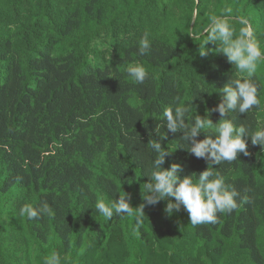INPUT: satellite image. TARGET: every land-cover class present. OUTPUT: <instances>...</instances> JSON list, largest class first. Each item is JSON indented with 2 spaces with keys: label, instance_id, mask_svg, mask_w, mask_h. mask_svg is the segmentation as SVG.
<instances>
[{
  "label": "trees",
  "instance_id": "16d2710c",
  "mask_svg": "<svg viewBox=\"0 0 264 264\" xmlns=\"http://www.w3.org/2000/svg\"><path fill=\"white\" fill-rule=\"evenodd\" d=\"M229 7L235 27L247 18L264 47V0H0V264H46L53 253L59 264H264V150L250 138L248 155L213 165L240 193L215 224L193 226L183 206L169 216L160 201L133 232L135 217L95 209L124 193L134 208L146 203L152 139L171 153L165 169H207L162 113L171 105L188 107L189 122L204 117L220 89L246 75L216 45L200 55L209 16ZM145 32L151 49L140 55ZM136 63L148 73L142 84L127 75ZM253 79L259 107L227 117L249 131L264 127V61ZM45 202L51 215H20Z\"/></svg>",
  "mask_w": 264,
  "mask_h": 264
},
{
  "label": "clouds",
  "instance_id": "9594fccd",
  "mask_svg": "<svg viewBox=\"0 0 264 264\" xmlns=\"http://www.w3.org/2000/svg\"><path fill=\"white\" fill-rule=\"evenodd\" d=\"M197 9L192 11V17L198 16ZM232 9L225 8L221 15L209 16V25L204 29L206 39L203 43L205 49L200 55L206 54L205 46L209 43L216 45V51L226 56L228 62L234 66L243 78H231L221 88V102L210 112H218L220 119L217 123L209 118L210 112L204 117L196 114L189 122L188 107L167 106L163 110L164 128L171 133L183 132L182 139L190 142L187 151L197 158H203L208 162V167L200 174H191L181 177L183 171L181 165L172 164L169 168L163 167L166 156L171 153L162 148L161 143L152 139L149 141L151 150L155 153L150 170L146 173L149 182L144 183L143 200L146 202L139 207H132L130 194L119 195L118 200L112 199L111 203L104 200L95 202L97 213L102 214L108 220L117 217H135L131 226L133 232L139 231L144 218V207L155 205L160 201H167L165 212L170 216L173 210L179 211L181 206L188 212L190 223L193 226L200 224H215L218 221V213H231L238 207L240 193L225 183L220 172L213 165H220L227 161H236L238 155H248V140L252 145H259L264 150V127L249 131L243 124L237 126L232 119L227 118L229 113L238 112L246 114L259 107L258 84L253 79L258 64L264 61V47L254 34L250 21L243 17H236L235 21L241 27L237 29ZM151 49V42L147 32L138 41V52L146 55ZM127 75L136 83L142 84L147 78V71L142 64L136 63L127 68ZM215 128V133L209 134L206 129ZM205 133L203 140L197 137ZM155 135L164 140L166 133L161 134L160 126L155 128ZM175 199V202L172 201ZM21 216H27L29 220H37L42 215L52 214L51 206L45 202L39 208L25 203L19 210ZM60 257L53 253L46 258V264H59Z\"/></svg>",
  "mask_w": 264,
  "mask_h": 264
}]
</instances>
